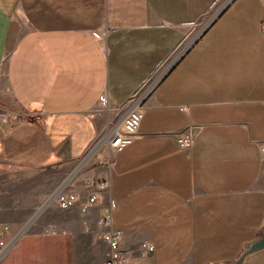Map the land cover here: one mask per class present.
Listing matches in <instances>:
<instances>
[{
	"label": "crops",
	"instance_id": "crops-1",
	"mask_svg": "<svg viewBox=\"0 0 264 264\" xmlns=\"http://www.w3.org/2000/svg\"><path fill=\"white\" fill-rule=\"evenodd\" d=\"M167 62L108 166L101 96L132 100ZM263 149L264 0H0V264H105L112 202L125 264H234L264 236ZM88 176L110 188L83 214Z\"/></svg>",
	"mask_w": 264,
	"mask_h": 264
},
{
	"label": "built area",
	"instance_id": "built-area-1",
	"mask_svg": "<svg viewBox=\"0 0 264 264\" xmlns=\"http://www.w3.org/2000/svg\"><path fill=\"white\" fill-rule=\"evenodd\" d=\"M101 32H94V37L101 39ZM139 99L133 98L124 104L117 105L113 102L109 95L101 96V106L109 111L124 110L125 113L120 116V121L115 122L113 125L107 128L105 145L109 151L108 159L105 163L109 166H113L116 163L115 154L121 152L130 142H133L139 135L138 126L141 120V114L144 111V99L137 103ZM29 114H24L23 119L29 118ZM20 117V116H19ZM18 116L16 119L19 118ZM264 150V149H263ZM80 185L84 191L88 194V201L81 204L80 211L83 214H87L95 202L99 199V193L104 190H109L110 184L106 180H98L92 176L86 177L80 182ZM79 192L73 188H68L57 195L56 203L59 208L71 209V207L76 206L80 202ZM116 203L112 202L108 206L107 212L100 220L102 225V237L109 243V254L108 258L105 260V264H125L126 254L121 249V244L123 241L122 230H117L114 228L113 218H114V207ZM13 227L10 224L0 223V262L8 256L11 248L14 247L15 242H10L8 235L12 233ZM57 233L55 227L50 229V234ZM142 254L144 256H151L155 252L153 242L142 243Z\"/></svg>",
	"mask_w": 264,
	"mask_h": 264
},
{
	"label": "rangeland",
	"instance_id": "rangeland-1",
	"mask_svg": "<svg viewBox=\"0 0 264 264\" xmlns=\"http://www.w3.org/2000/svg\"><path fill=\"white\" fill-rule=\"evenodd\" d=\"M226 3H227V1H226ZM172 60V59H171ZM170 60V61H171ZM169 62H167L166 64H165V66H163L158 72H157V74H154L152 77H151V79L146 83V85H145V87H142L139 91H138V93H137V95L135 96V98L136 99H146L153 91V89L155 88V87H157L158 86V84H159V82L162 80V78L161 77H163V75L165 74H163V75H161L162 73H163V71L165 70V68L169 65L168 64ZM105 112H106V116H107V118L109 117V119H110V126L111 125H113L116 121H117V117H116V113L115 112H112V111H109V110H107V109H105Z\"/></svg>",
	"mask_w": 264,
	"mask_h": 264
},
{
	"label": "water",
	"instance_id": "water-1",
	"mask_svg": "<svg viewBox=\"0 0 264 264\" xmlns=\"http://www.w3.org/2000/svg\"><path fill=\"white\" fill-rule=\"evenodd\" d=\"M232 1V0H231ZM218 15H220V14H218ZM206 30H208V26H206L202 31H201V33H199V35H201L202 33H204ZM198 40V38L196 39V41ZM164 77V76H163ZM163 79V78H162ZM199 130H200V128H199V126L197 127V126H195V127H192V133H193V137H195L196 136V134L199 132ZM264 248V236H263V238H261V239H258V240H256L254 243L252 242L251 243V245H250V247L248 248V250L245 252V253H243V256H242V258H240L237 262H235L234 264H243V261H244V256L246 255V254H248V253H252V252H256V251H258V250H261V249H263Z\"/></svg>",
	"mask_w": 264,
	"mask_h": 264
},
{
	"label": "bare ground",
	"instance_id": "bare-ground-1",
	"mask_svg": "<svg viewBox=\"0 0 264 264\" xmlns=\"http://www.w3.org/2000/svg\"><path fill=\"white\" fill-rule=\"evenodd\" d=\"M170 69H171V68H170ZM167 72H168V71H167ZM167 72H166V73H167ZM166 73H165V74H166ZM165 74H164V75H165ZM164 75H163V76H164ZM161 78H163V77H161ZM141 100H143V98H142V99H139V100L137 101V103H139Z\"/></svg>",
	"mask_w": 264,
	"mask_h": 264
}]
</instances>
